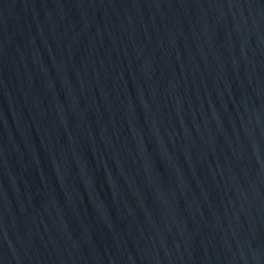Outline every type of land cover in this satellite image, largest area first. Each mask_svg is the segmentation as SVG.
I'll use <instances>...</instances> for the list:
<instances>
[{
    "label": "water",
    "instance_id": "obj_1",
    "mask_svg": "<svg viewBox=\"0 0 264 264\" xmlns=\"http://www.w3.org/2000/svg\"><path fill=\"white\" fill-rule=\"evenodd\" d=\"M0 264H264V0H0Z\"/></svg>",
    "mask_w": 264,
    "mask_h": 264
}]
</instances>
